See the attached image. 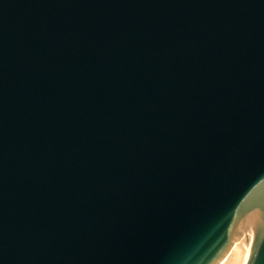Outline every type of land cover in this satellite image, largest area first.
<instances>
[{"label": "water", "instance_id": "water-1", "mask_svg": "<svg viewBox=\"0 0 264 264\" xmlns=\"http://www.w3.org/2000/svg\"><path fill=\"white\" fill-rule=\"evenodd\" d=\"M264 264V0H0V264Z\"/></svg>", "mask_w": 264, "mask_h": 264}, {"label": "bare ground", "instance_id": "bare-ground-1", "mask_svg": "<svg viewBox=\"0 0 264 264\" xmlns=\"http://www.w3.org/2000/svg\"><path fill=\"white\" fill-rule=\"evenodd\" d=\"M247 252V245L240 244L234 251L228 253L219 264H245Z\"/></svg>", "mask_w": 264, "mask_h": 264}]
</instances>
